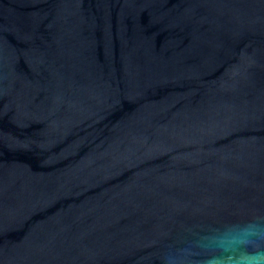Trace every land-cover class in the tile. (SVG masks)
<instances>
[{"label":"water","instance_id":"95a60500","mask_svg":"<svg viewBox=\"0 0 264 264\" xmlns=\"http://www.w3.org/2000/svg\"><path fill=\"white\" fill-rule=\"evenodd\" d=\"M0 264H264V0H0Z\"/></svg>","mask_w":264,"mask_h":264}]
</instances>
